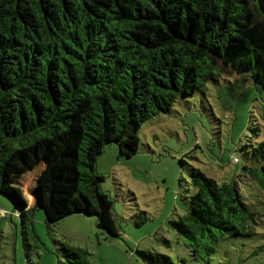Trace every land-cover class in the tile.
<instances>
[{
  "label": "trees",
  "instance_id": "1",
  "mask_svg": "<svg viewBox=\"0 0 264 264\" xmlns=\"http://www.w3.org/2000/svg\"><path fill=\"white\" fill-rule=\"evenodd\" d=\"M251 2L264 14V0H0V193L24 236L33 207L48 228L72 214L101 217L92 166L101 147L136 154L138 127L204 91L219 63L264 90V32L251 23ZM248 160L242 177L264 191V140ZM42 163L29 209L15 186ZM189 182L187 210L170 224L194 260L206 262L224 238L256 235L236 182L197 169ZM59 247L58 264H90L86 250Z\"/></svg>",
  "mask_w": 264,
  "mask_h": 264
},
{
  "label": "rangeland",
  "instance_id": "2",
  "mask_svg": "<svg viewBox=\"0 0 264 264\" xmlns=\"http://www.w3.org/2000/svg\"><path fill=\"white\" fill-rule=\"evenodd\" d=\"M249 8L252 25L264 32V14L255 2ZM263 108L261 86L219 63V77L204 91L138 127L136 154L124 158L113 143L101 147L92 161L101 217L72 214L48 228L43 211L33 207L32 232L24 236L13 203L0 193V264H58L59 242L86 250L90 264H147L136 251L164 254L172 264H264V191L242 177L248 152L264 140ZM41 165L15 186L29 209ZM190 169L236 182L255 213L256 235L222 239L206 262L191 257L170 224L193 194Z\"/></svg>",
  "mask_w": 264,
  "mask_h": 264
}]
</instances>
